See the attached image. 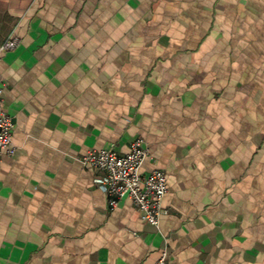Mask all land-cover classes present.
Instances as JSON below:
<instances>
[{"label": "crops", "instance_id": "0c3cea01", "mask_svg": "<svg viewBox=\"0 0 264 264\" xmlns=\"http://www.w3.org/2000/svg\"><path fill=\"white\" fill-rule=\"evenodd\" d=\"M0 264H264V0H0ZM166 171L158 225L81 158Z\"/></svg>", "mask_w": 264, "mask_h": 264}, {"label": "built area", "instance_id": "2783aa9c", "mask_svg": "<svg viewBox=\"0 0 264 264\" xmlns=\"http://www.w3.org/2000/svg\"><path fill=\"white\" fill-rule=\"evenodd\" d=\"M17 45L18 38H10L0 45V51L14 49ZM4 90L5 84L0 81V155L3 151L12 155L16 152L12 138L15 123L2 108ZM149 156L145 140L136 138L126 153H118L112 146L99 151L91 149L81 160L95 171L103 172L95 180L109 195L112 206H118L123 197H128L142 211L144 220L158 225L160 216L168 212L163 200L169 186L164 169L154 168L148 173L141 171ZM153 264H166V253Z\"/></svg>", "mask_w": 264, "mask_h": 264}]
</instances>
